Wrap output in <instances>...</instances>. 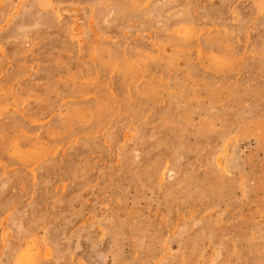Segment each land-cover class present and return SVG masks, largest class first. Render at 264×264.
I'll return each mask as SVG.
<instances>
[{
    "label": "rangeland",
    "instance_id": "374dc122",
    "mask_svg": "<svg viewBox=\"0 0 264 264\" xmlns=\"http://www.w3.org/2000/svg\"><path fill=\"white\" fill-rule=\"evenodd\" d=\"M0 264H264V0H0Z\"/></svg>",
    "mask_w": 264,
    "mask_h": 264
}]
</instances>
